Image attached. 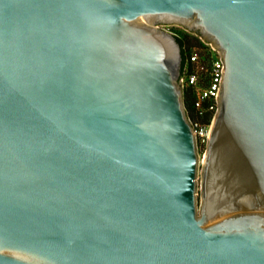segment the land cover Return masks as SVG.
I'll list each match as a JSON object with an SVG mask.
<instances>
[{
  "label": "water",
  "instance_id": "1",
  "mask_svg": "<svg viewBox=\"0 0 264 264\" xmlns=\"http://www.w3.org/2000/svg\"><path fill=\"white\" fill-rule=\"evenodd\" d=\"M170 24L223 62L201 200ZM0 264H264V0H0Z\"/></svg>",
  "mask_w": 264,
  "mask_h": 264
},
{
  "label": "built area",
  "instance_id": "2",
  "mask_svg": "<svg viewBox=\"0 0 264 264\" xmlns=\"http://www.w3.org/2000/svg\"><path fill=\"white\" fill-rule=\"evenodd\" d=\"M200 39H202L201 36ZM202 42L204 43L202 46L206 48L207 52L202 54L196 48L192 49L185 64L182 86L193 89L198 116L201 118L205 114L211 116L209 123L204 122L201 118L192 121L198 145L206 146L210 123L217 111V92L220 86L223 62L219 51L212 43L206 42L204 39Z\"/></svg>",
  "mask_w": 264,
  "mask_h": 264
},
{
  "label": "trees",
  "instance_id": "3",
  "mask_svg": "<svg viewBox=\"0 0 264 264\" xmlns=\"http://www.w3.org/2000/svg\"><path fill=\"white\" fill-rule=\"evenodd\" d=\"M177 38L182 46V54H183V65L182 70L184 69V66L186 64V61L188 60L190 53H191V45H193L192 39H190V36L188 34L177 35ZM198 39V38H197ZM201 45H204L203 42L199 41ZM183 98H184V104L188 113L189 118L191 121H195L197 118H201V116H198V112L195 107V94L192 88L185 87L183 91ZM204 122L209 123L211 120L210 114H205L201 118Z\"/></svg>",
  "mask_w": 264,
  "mask_h": 264
},
{
  "label": "rangeland",
  "instance_id": "4",
  "mask_svg": "<svg viewBox=\"0 0 264 264\" xmlns=\"http://www.w3.org/2000/svg\"><path fill=\"white\" fill-rule=\"evenodd\" d=\"M161 28L167 29L169 31H172L174 33H177L179 35H183V34H188V36H190V39H192L193 41V45H191L190 49H194L196 48L200 53L205 54L207 52L206 48L204 46H202L199 41L202 42V39H200V36L195 34L194 32L186 29L185 27L178 25V24H170V25H162L160 26ZM198 38V39H197ZM205 147L206 146H202L199 144L198 146V151L200 154V160H201V164H200V169H199V173H198V189H197V197L199 200H201V172H202V157L205 151Z\"/></svg>",
  "mask_w": 264,
  "mask_h": 264
}]
</instances>
